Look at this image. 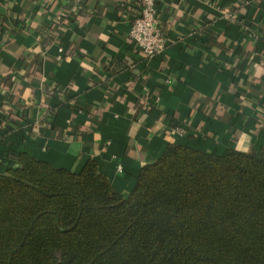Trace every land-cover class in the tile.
I'll list each match as a JSON object with an SVG mask.
<instances>
[{"label":"crops","instance_id":"crops-1","mask_svg":"<svg viewBox=\"0 0 264 264\" xmlns=\"http://www.w3.org/2000/svg\"><path fill=\"white\" fill-rule=\"evenodd\" d=\"M238 3L260 27L224 22L223 9ZM138 8V0H0L3 158L25 149L74 171L93 158L126 193L169 138L217 153L264 149V0H156L168 44L151 57L128 38ZM149 106L156 111L142 116ZM158 109L175 113L183 133L156 126Z\"/></svg>","mask_w":264,"mask_h":264},{"label":"trees","instance_id":"trees-1","mask_svg":"<svg viewBox=\"0 0 264 264\" xmlns=\"http://www.w3.org/2000/svg\"><path fill=\"white\" fill-rule=\"evenodd\" d=\"M231 5L224 22L259 26ZM63 100L74 107V95ZM155 118L162 130L180 122L161 109ZM0 264H264V149L217 153L169 138L126 193L93 158L74 171L9 150L0 155Z\"/></svg>","mask_w":264,"mask_h":264},{"label":"built area","instance_id":"built-area-1","mask_svg":"<svg viewBox=\"0 0 264 264\" xmlns=\"http://www.w3.org/2000/svg\"><path fill=\"white\" fill-rule=\"evenodd\" d=\"M138 3V12L130 24L128 38L144 56L151 57L160 54L168 43L157 22L156 0H138ZM224 16L234 15L225 13ZM173 132L182 134L183 129L177 127ZM117 169L120 171L121 166L118 165Z\"/></svg>","mask_w":264,"mask_h":264}]
</instances>
